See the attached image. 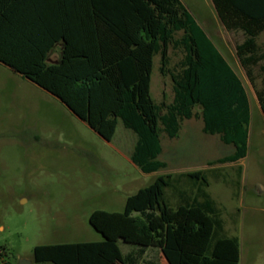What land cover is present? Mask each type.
I'll return each mask as SVG.
<instances>
[{
  "label": "trees",
  "instance_id": "16d2710c",
  "mask_svg": "<svg viewBox=\"0 0 264 264\" xmlns=\"http://www.w3.org/2000/svg\"><path fill=\"white\" fill-rule=\"evenodd\" d=\"M12 1V0H11ZM0 0V64L59 100L102 139L112 140L118 121L136 136L130 161L144 174L165 167L160 132L177 136L182 120L200 118L202 132L232 145L231 155L216 161L235 163L246 157L250 105L241 80L214 42L180 0H75L81 38L38 33L59 17L55 0ZM227 32H241L236 58L250 81L251 69L264 73V53L257 44L264 32V0H210ZM12 22L7 33V24ZM34 31V32H33ZM90 32V38L86 35ZM181 33L178 39L175 35ZM54 37V38H53ZM59 37L61 39H59ZM60 45L59 59L48 63ZM183 53L178 74H169L173 99L165 106L150 97L152 60L159 57L165 75L168 49ZM264 119V82L256 91ZM194 107L199 114L193 113ZM161 126V130L159 128ZM195 180L199 172L188 173ZM170 175L128 196L121 213L92 212L88 223L101 242L36 246L33 261L52 264H139L148 248L162 251L171 264H238L239 246L220 238L211 245L215 213L210 201L179 205L164 201ZM139 248L122 256L117 241ZM10 264V263H3ZM146 264H157L147 262Z\"/></svg>",
  "mask_w": 264,
  "mask_h": 264
},
{
  "label": "rangeland",
  "instance_id": "374dc122",
  "mask_svg": "<svg viewBox=\"0 0 264 264\" xmlns=\"http://www.w3.org/2000/svg\"><path fill=\"white\" fill-rule=\"evenodd\" d=\"M214 42L238 75L249 99L250 124L246 157L219 164L234 152L217 135L202 132L200 118L182 120L175 138L159 134L165 167L142 173L130 156L136 136L118 121L107 142L75 117L59 100L0 64V264L33 261V249L68 243L101 242L88 219L101 210L121 213L126 198L147 187L160 175H170L164 189L165 203L179 205L210 201L215 208L211 245L220 238L239 246L238 264H264V119L256 91L264 82L258 66L250 81L240 66L235 46L241 32H227L217 19L210 0H180ZM181 33L175 35V39ZM264 53V32L257 38ZM183 53L168 49L165 75L159 57L153 60L150 97L155 104L173 99L169 74H178ZM194 107L193 113L199 114ZM161 130V126L159 125ZM199 172L195 180L188 173ZM125 256L137 245L117 241ZM171 264L156 248H148L143 260Z\"/></svg>",
  "mask_w": 264,
  "mask_h": 264
},
{
  "label": "crops",
  "instance_id": "0c3cea01",
  "mask_svg": "<svg viewBox=\"0 0 264 264\" xmlns=\"http://www.w3.org/2000/svg\"><path fill=\"white\" fill-rule=\"evenodd\" d=\"M14 1L15 0H12V1L8 0V2H7V16L10 20H11L12 16H14V5H15ZM53 1L54 0H50L49 4L52 3ZM56 1H57L56 7L60 8L59 9L60 10L59 17L57 16L56 20H53V19L47 20L46 22H44L42 24L43 26H46V28L41 29L40 31H36V32L43 33L45 35H47V33H48L50 36H53V33L55 31L57 33L55 35H58V34L60 35L61 33H63L65 35H67V39L68 38L75 39V40L80 39L81 35H82L81 34V28H80L81 20L77 15L74 14V11H76L78 9L77 8L78 3L75 0H55V2ZM10 20L6 26V27H9V29L6 30L7 33L10 32V27L14 25L12 22H10ZM84 35H86L87 38H90L91 34H90V32H88L87 34H84ZM59 39H61V38L59 37ZM59 53H60V45H57L52 50V52L49 53V57H48L47 62L48 63H55L56 60L59 59ZM155 57L156 56L153 57V60ZM153 60H152V69H153ZM150 79H151V77H150ZM259 111H260V109H259ZM261 116H262V114H261Z\"/></svg>",
  "mask_w": 264,
  "mask_h": 264
},
{
  "label": "water",
  "instance_id": "95a60500",
  "mask_svg": "<svg viewBox=\"0 0 264 264\" xmlns=\"http://www.w3.org/2000/svg\"><path fill=\"white\" fill-rule=\"evenodd\" d=\"M17 264H31V261L21 259Z\"/></svg>",
  "mask_w": 264,
  "mask_h": 264
}]
</instances>
